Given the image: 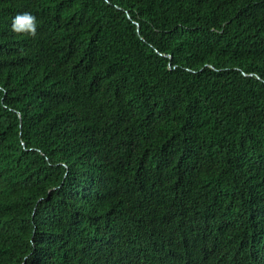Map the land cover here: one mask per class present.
Segmentation results:
<instances>
[{
  "label": "trees",
  "instance_id": "1",
  "mask_svg": "<svg viewBox=\"0 0 264 264\" xmlns=\"http://www.w3.org/2000/svg\"><path fill=\"white\" fill-rule=\"evenodd\" d=\"M139 210L169 235L142 261ZM215 234L264 264V0H0V264H185Z\"/></svg>",
  "mask_w": 264,
  "mask_h": 264
},
{
  "label": "clouds",
  "instance_id": "2",
  "mask_svg": "<svg viewBox=\"0 0 264 264\" xmlns=\"http://www.w3.org/2000/svg\"><path fill=\"white\" fill-rule=\"evenodd\" d=\"M12 31L35 38L37 35L36 18L30 13L18 14L12 21ZM138 224V230L142 236L141 254L133 255L127 253L128 259L140 260L148 257L146 252L157 249L161 240L168 237L167 222H160L151 214L141 210L131 214ZM240 244L233 234H215L208 238L201 253H197L195 243L190 244L187 249L185 264H240ZM166 253V252H165Z\"/></svg>",
  "mask_w": 264,
  "mask_h": 264
}]
</instances>
